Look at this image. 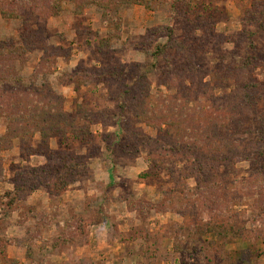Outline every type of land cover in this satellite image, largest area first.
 <instances>
[{"label":"rangeland","instance_id":"374dc122","mask_svg":"<svg viewBox=\"0 0 264 264\" xmlns=\"http://www.w3.org/2000/svg\"><path fill=\"white\" fill-rule=\"evenodd\" d=\"M143 1L0 0V138L81 130L0 142L3 264H264V0Z\"/></svg>","mask_w":264,"mask_h":264},{"label":"trees","instance_id":"16d2710c","mask_svg":"<svg viewBox=\"0 0 264 264\" xmlns=\"http://www.w3.org/2000/svg\"><path fill=\"white\" fill-rule=\"evenodd\" d=\"M95 2H97L100 5V8L103 9L105 11L104 13V21L105 22H113L111 24L114 25V27L118 30H120V27L118 25V21L117 18H114L115 15L117 14L116 11H114V14H107L108 11H111L113 9L115 10H119L121 8V6L127 2V1H133L134 3L146 6V4H144L143 0H94ZM115 4V6H114ZM147 8H149L148 6H146ZM103 17V18H104ZM26 37L28 38V35L25 34V43H26ZM31 40V39H30ZM32 44H28L26 43L25 45H28V50H32L33 49V45H35L34 42L37 43L36 40H32L30 41ZM18 51H20L18 49ZM166 50L162 51V54H165ZM79 76V77H78ZM97 76H99L97 74ZM73 77V80H77L80 77L82 78H87L88 75L84 74L83 76H81V74H76ZM78 77V78H76ZM81 78V79H82ZM99 78V77H98ZM79 79V80H81ZM72 80V82H73ZM83 80V79H82ZM17 80L14 79L12 81L16 82ZM79 82V81H78ZM259 86V84L257 85ZM79 89V88H78ZM41 90L39 89L37 92H40ZM23 94L26 92H22ZM54 97V96H53ZM55 99V97H54ZM56 100V99H55ZM52 105L54 108H50L48 111H46L45 109H43L39 103H35L34 105H31L29 108V111H27L26 114H21L19 117H12L9 119V125L7 128V133L6 136L1 137L0 142H6V143H11L13 140H15L16 138L19 137H26V136H32L35 132H39L41 134V137L43 139V141L49 142L51 139H53L54 137H59V136H67L68 133H76V132H81L80 128L77 126L74 117L69 116L68 114H66L62 108V106L60 104H50ZM22 123V125H20ZM25 123V124H23ZM29 123V124H28ZM28 124V125H27ZM71 131V132H70ZM261 134V139L262 141H264V124H263V128L260 131ZM214 136H218V134L216 133ZM178 147L181 146V144L177 145ZM216 153H219L218 151H215ZM212 153V151L210 152ZM215 153V154H216ZM47 156L49 159V163H51V161L54 159V157L56 156L55 152L52 151H48L47 152ZM214 155L211 157V159H209V163H212V166H210L211 170H214L216 167H219V163L220 160L218 158V155H215V158L213 159ZM16 185V183H13ZM17 187V185H16ZM18 191V188H15V192ZM14 192V194H15ZM12 193H9L7 195H14ZM13 203V202H12ZM12 203L8 204V205H12ZM14 204V203H13ZM4 215V214H3ZM257 222L260 223V217H258ZM256 224V225H255ZM260 226V224H257L256 222H254L253 226ZM231 227V228H230ZM220 228L217 227H210L211 232L210 233H216L217 231H219ZM229 230L231 232H233L234 230V226L231 224L229 226ZM7 245L6 246H10V245H14L16 244V242L14 240H7ZM7 248H3L0 251V255L1 256H5L6 252H7Z\"/></svg>","mask_w":264,"mask_h":264},{"label":"crops","instance_id":"0c3cea01","mask_svg":"<svg viewBox=\"0 0 264 264\" xmlns=\"http://www.w3.org/2000/svg\"><path fill=\"white\" fill-rule=\"evenodd\" d=\"M92 236H94V235L92 234ZM8 258L9 259H15L16 261H19V262L25 261L26 253H25L24 249H22V248L9 247ZM0 264H3V263L0 261Z\"/></svg>","mask_w":264,"mask_h":264}]
</instances>
